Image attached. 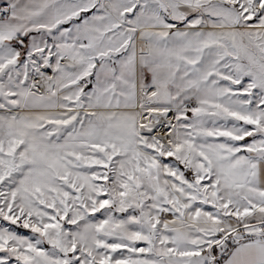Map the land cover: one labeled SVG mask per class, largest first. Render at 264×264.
Here are the masks:
<instances>
[{"label":"snow or ice","instance_id":"6c2138e0","mask_svg":"<svg viewBox=\"0 0 264 264\" xmlns=\"http://www.w3.org/2000/svg\"><path fill=\"white\" fill-rule=\"evenodd\" d=\"M0 264H264V0H0Z\"/></svg>","mask_w":264,"mask_h":264}]
</instances>
